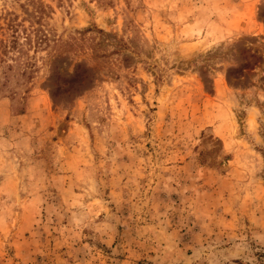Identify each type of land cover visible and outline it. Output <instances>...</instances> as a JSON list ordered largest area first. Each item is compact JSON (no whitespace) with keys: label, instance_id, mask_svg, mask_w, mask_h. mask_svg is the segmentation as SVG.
I'll return each mask as SVG.
<instances>
[{"label":"rangeland","instance_id":"1","mask_svg":"<svg viewBox=\"0 0 264 264\" xmlns=\"http://www.w3.org/2000/svg\"><path fill=\"white\" fill-rule=\"evenodd\" d=\"M0 264H264V0H0Z\"/></svg>","mask_w":264,"mask_h":264}]
</instances>
